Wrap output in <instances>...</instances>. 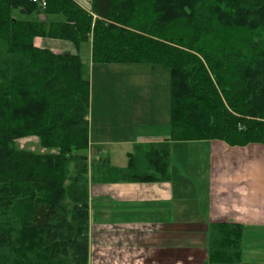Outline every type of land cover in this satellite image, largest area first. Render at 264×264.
Listing matches in <instances>:
<instances>
[{"label":"trees","instance_id":"obj_1","mask_svg":"<svg viewBox=\"0 0 264 264\" xmlns=\"http://www.w3.org/2000/svg\"><path fill=\"white\" fill-rule=\"evenodd\" d=\"M45 1L0 0V264H88L90 68L36 37L90 39L94 63L166 68L170 140L264 146V0ZM28 136L41 151L19 147ZM168 149L149 144L148 162ZM240 237L211 224L202 264H260L242 260Z\"/></svg>","mask_w":264,"mask_h":264},{"label":"crops","instance_id":"obj_2","mask_svg":"<svg viewBox=\"0 0 264 264\" xmlns=\"http://www.w3.org/2000/svg\"><path fill=\"white\" fill-rule=\"evenodd\" d=\"M75 1L90 8V0ZM87 60L90 90L94 71L99 86L113 89L90 94L88 264H202L216 222L239 224L242 260L263 264L264 146L170 140V82L163 66L94 63L91 44ZM139 79L146 91L127 89ZM162 142H168L167 161L153 165L148 146Z\"/></svg>","mask_w":264,"mask_h":264},{"label":"rangeland","instance_id":"obj_3","mask_svg":"<svg viewBox=\"0 0 264 264\" xmlns=\"http://www.w3.org/2000/svg\"><path fill=\"white\" fill-rule=\"evenodd\" d=\"M13 13H14V16H16V17H18L20 19L36 18V19L43 20V19L46 18L45 14L42 13V12L38 13V14L31 15V16L30 15L28 16V15L20 14V13H18V11H14ZM54 18L55 19H59L60 16L57 15ZM37 38L38 37H36L35 39L37 40ZM40 39H41V41L37 40L36 42H39L40 44H42L41 47L48 48V49H50L52 51H55V52H65V51L75 52V51H79L83 61H85L89 65V61L87 59H89V55H90V44H91V40L90 39L81 42L79 44V46H78V50H77L76 46L72 42L67 41V40H62V39L61 40L60 39L59 40H52V38H50V37H41ZM52 47H55V48H52ZM159 68H162V67H159ZM167 73L169 74L168 76H169V82H170V73H169L168 70H167ZM108 77L110 79L111 78V74H108ZM96 79H99L98 75H96L95 71L93 73L91 72V81L93 80V87L90 90V94L91 95L96 96V95L101 94V92H103V91H106V92L113 91L112 86H108L106 88H103V82L99 86L96 83ZM137 81H140V83H136L134 85H131L129 82H127V84H126L127 89H129V87L132 86V90H139L140 92L146 91V90H144L145 89L144 85L146 83L145 79H139ZM169 91H170V85H169ZM101 101H102V99H101ZM169 101H170V92H169ZM109 102H111V100ZM17 143H18L19 147H22V148L32 149L34 151H41L42 150V148L38 144V138L36 136L23 137V138L19 139L17 141Z\"/></svg>","mask_w":264,"mask_h":264},{"label":"built area","instance_id":"obj_4","mask_svg":"<svg viewBox=\"0 0 264 264\" xmlns=\"http://www.w3.org/2000/svg\"><path fill=\"white\" fill-rule=\"evenodd\" d=\"M33 2H37L41 7H44L46 5L45 0H32Z\"/></svg>","mask_w":264,"mask_h":264}]
</instances>
